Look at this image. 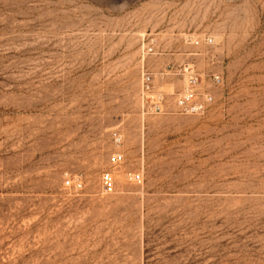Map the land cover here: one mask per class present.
Listing matches in <instances>:
<instances>
[{"label":"rangeland","instance_id":"rangeland-1","mask_svg":"<svg viewBox=\"0 0 264 264\" xmlns=\"http://www.w3.org/2000/svg\"><path fill=\"white\" fill-rule=\"evenodd\" d=\"M0 264H264V0H0Z\"/></svg>","mask_w":264,"mask_h":264},{"label":"built area","instance_id":"built-area-1","mask_svg":"<svg viewBox=\"0 0 264 264\" xmlns=\"http://www.w3.org/2000/svg\"><path fill=\"white\" fill-rule=\"evenodd\" d=\"M186 84L187 85L184 92L174 100V108L185 115L203 117L209 112L213 104V97L210 93H199L198 89L201 86V83H199L197 76L192 71H189L187 74ZM211 85L213 87H218L221 85V80L218 77H212ZM153 89L154 86L152 77L150 75H143L141 79V90L142 102L146 105L145 113L162 114L164 111V97L162 95L154 97L152 95ZM114 141L116 143H120L121 139L119 136H115ZM115 161L121 162L122 155L118 154L117 156H115ZM110 180L111 179L109 175L102 176V187H108V185L110 184ZM132 180L136 183H139L140 175H132ZM65 186L68 188L72 187L76 190L80 189L82 185L80 181H75V184L67 181L65 182Z\"/></svg>","mask_w":264,"mask_h":264},{"label":"bare ground","instance_id":"bare-ground-1","mask_svg":"<svg viewBox=\"0 0 264 264\" xmlns=\"http://www.w3.org/2000/svg\"><path fill=\"white\" fill-rule=\"evenodd\" d=\"M120 177V176H119Z\"/></svg>","mask_w":264,"mask_h":264}]
</instances>
